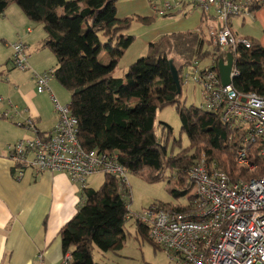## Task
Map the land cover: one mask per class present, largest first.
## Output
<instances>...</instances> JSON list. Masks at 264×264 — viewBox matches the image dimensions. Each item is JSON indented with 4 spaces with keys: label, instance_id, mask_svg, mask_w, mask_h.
Masks as SVG:
<instances>
[{
    "label": "trees",
    "instance_id": "obj_1",
    "mask_svg": "<svg viewBox=\"0 0 264 264\" xmlns=\"http://www.w3.org/2000/svg\"><path fill=\"white\" fill-rule=\"evenodd\" d=\"M9 4L17 5L30 22L42 27L43 47L56 58L54 79L70 94L68 106L77 120V139L82 148L116 153L126 172L148 181L170 171L176 185L186 187L172 191L175 204L156 207L179 213L188 210L195 200L188 172L202 155L220 168L224 167V156L233 165L243 132L224 124L218 112L181 104V91L176 93L169 68L172 60L181 81L184 67L209 59L211 69L218 72V61L228 50L213 46L202 30L161 36L147 45L144 57L117 78L112 73L135 40L125 34L134 17L118 19L117 0H0V14ZM258 9L251 7L252 11ZM201 16L205 22L215 20L203 13ZM245 38L250 48L238 50V76L232 86L242 94L264 96V48L256 39ZM102 52L106 53L107 63L98 60ZM172 57L180 60L179 66ZM169 105H176L181 131L189 142L186 150L175 155L167 152L166 142L162 143L154 131L156 112ZM120 188L116 177L104 175L99 189L81 190L77 212L59 232L62 254L71 253L67 264H97L92 256L94 249L115 254L123 248L129 235L124 226L128 222V203ZM129 221H133L136 234L160 249L148 237L147 226L134 219Z\"/></svg>",
    "mask_w": 264,
    "mask_h": 264
},
{
    "label": "built area",
    "instance_id": "obj_2",
    "mask_svg": "<svg viewBox=\"0 0 264 264\" xmlns=\"http://www.w3.org/2000/svg\"><path fill=\"white\" fill-rule=\"evenodd\" d=\"M182 1L165 2L162 9L154 7L152 11L162 16ZM190 1L207 17L213 11V17L225 23L219 29L208 26L207 31L213 46L232 54L231 83L222 86L217 71L210 66L201 68L193 61L191 72L183 68L180 85L199 87L203 93L200 108L220 113L224 124L243 132L242 145L233 156V171L228 162L220 168L208 163L204 155L190 168L188 176L195 200L185 213L151 205L141 213L132 214L128 210L125 220L134 219L147 226L148 237L173 264H264V96L242 94L233 88L232 81L238 76L235 68L238 50L249 49L250 41L235 37L227 23L230 17L253 18L251 7L261 8L264 0ZM11 48L13 66L21 71L31 70L27 45L20 42ZM31 73L36 92L49 93L58 120L48 133H40L31 119L20 124L33 137L8 146L15 166L19 164L36 172H64L81 190L88 187L89 178L111 175L120 181L123 198H127L130 187L118 155L86 151L78 142L77 120L70 107L61 105L50 91L54 71L31 70ZM1 114L2 118L9 117L8 111ZM43 259L40 253L32 264H43ZM71 259V253L67 252L59 264H67Z\"/></svg>",
    "mask_w": 264,
    "mask_h": 264
},
{
    "label": "crops",
    "instance_id": "obj_3",
    "mask_svg": "<svg viewBox=\"0 0 264 264\" xmlns=\"http://www.w3.org/2000/svg\"><path fill=\"white\" fill-rule=\"evenodd\" d=\"M190 5H193L190 0H183L165 20L156 21L143 0L128 1L117 3V18L150 19L147 25L150 35L143 36L147 51V45L163 35L205 29V20L201 14H192ZM249 19L258 23L260 31L245 37L256 39L264 48V5L254 10L253 18ZM229 26L235 37L245 38ZM44 38L42 27L30 22L17 5L9 4L0 14V264H32L40 253L43 264H59L63 257L59 232L81 204L80 186L70 181L66 173L15 167L8 152V146L33 137L20 126L25 120L31 119L40 133L50 132L58 120L49 93L36 92L31 73L55 69L56 58L43 47ZM20 42L27 45L29 71L16 69L12 63L11 45ZM99 57L101 63L106 61L105 52ZM50 83L54 95L59 90L52 91ZM58 96L61 97L59 92ZM4 111L9 112L8 118L1 117Z\"/></svg>",
    "mask_w": 264,
    "mask_h": 264
},
{
    "label": "rangeland",
    "instance_id": "obj_4",
    "mask_svg": "<svg viewBox=\"0 0 264 264\" xmlns=\"http://www.w3.org/2000/svg\"><path fill=\"white\" fill-rule=\"evenodd\" d=\"M128 1L136 0H117L118 4H123ZM142 1V0H137ZM147 5L149 11H152L151 5L156 9H161L164 7L165 2H170L173 4L177 0H143ZM190 10L192 14L196 13L200 15L202 12L200 8L190 5ZM154 14V13H153ZM210 16L213 17L215 14L210 11ZM155 15V14H154ZM156 16V21L165 20L167 16ZM134 17L129 29L126 31V35H131L135 38L132 46L127 50L126 54L121 59L120 63L116 67L115 71L112 73L115 77H123L125 75L126 69L129 65L136 62L138 59L144 57L146 51L144 34L147 33V25L150 19L147 20L139 16ZM160 18V19H159ZM137 19V20H136ZM156 23V22H154ZM229 25L233 28V31L239 35L245 37L247 35L254 36L256 32H259V25L257 22L252 21V19H245L242 21L240 17H230L227 21ZM225 23L219 19L213 21L205 22V29L203 32L208 36L207 27L213 26L216 28H221ZM154 27V25L150 26ZM231 28V29H232ZM150 35V34H149ZM241 38V37H237ZM100 58V57H99ZM175 61V65H180V60L177 57H172ZM104 63H107L105 61ZM201 68L208 67L210 65V60L205 59L202 62H198ZM187 73L192 71L191 65L185 67ZM53 79L50 83L52 91L58 88V92L61 95L58 96V92L54 95L61 105H68L70 103V94L63 88L57 81ZM180 103L185 106H195L199 107L203 104V93L199 87L189 84L187 86H182ZM247 128L248 125L244 124ZM168 128L170 133L167 134ZM154 131L157 137H159L162 143L166 142V149L168 153H179L180 151L186 150L189 146L188 138L186 134L181 131V123L179 115L176 111V105H169L161 110H158L154 117ZM164 135V136H163ZM177 141V142H175ZM228 162L226 156L222 157L221 163L224 165ZM223 168V166H222ZM230 169L233 171V166L230 165ZM126 172V171H125ZM173 173L170 171L163 172V175L155 181H148L140 177L139 175H134L126 172V178L130 187V195L126 198L129 212L141 213L144 209H148L149 206L155 204H175L176 200L173 199L172 191H183L186 187H179L175 183V179L171 177ZM104 180V175H96L93 178L87 180L88 187L94 190L99 189ZM182 203V201H180ZM133 221H128L125 223V228H127L129 235L123 244V248L117 253H102L97 249L93 250L92 256L93 260L97 264H173L166 253L162 249H158L156 246L151 245V243L145 241L138 234L135 233L134 227L131 226Z\"/></svg>",
    "mask_w": 264,
    "mask_h": 264
},
{
    "label": "water",
    "instance_id": "obj_5",
    "mask_svg": "<svg viewBox=\"0 0 264 264\" xmlns=\"http://www.w3.org/2000/svg\"><path fill=\"white\" fill-rule=\"evenodd\" d=\"M217 65H218V74L220 77L221 85L222 86L230 85L231 83L230 72L232 69V54L227 53L223 59H220L218 61ZM169 68H170V72H171L174 84L176 86V93L179 95L181 91L179 75H178L177 69L174 66L172 60H169Z\"/></svg>",
    "mask_w": 264,
    "mask_h": 264
}]
</instances>
